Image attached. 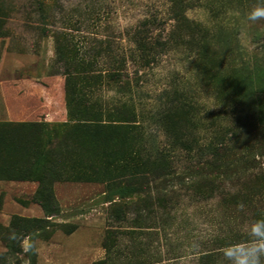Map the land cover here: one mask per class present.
<instances>
[{"label": "rangeland", "instance_id": "rangeland-1", "mask_svg": "<svg viewBox=\"0 0 264 264\" xmlns=\"http://www.w3.org/2000/svg\"><path fill=\"white\" fill-rule=\"evenodd\" d=\"M173 4L0 0V264H264V0ZM134 30L168 41L141 68Z\"/></svg>", "mask_w": 264, "mask_h": 264}, {"label": "trees", "instance_id": "trees-1", "mask_svg": "<svg viewBox=\"0 0 264 264\" xmlns=\"http://www.w3.org/2000/svg\"><path fill=\"white\" fill-rule=\"evenodd\" d=\"M171 6H170V13L172 16V20H174L175 24L177 25L178 23H180V14H178V12L175 10V8L173 7V0H170ZM132 40H133V44H134V50L132 51V61L135 65H137L138 68H141L142 66L148 65L150 60L154 58V53L151 55V59H149V55L150 53L155 50V49H163L168 45V41L166 40H158L156 39L153 43L146 41V37L145 35H141L140 33L137 32V30H134V33L132 34ZM157 55V54H156ZM120 75L118 74H109V73H102L100 72H96L93 77L92 80L96 83L101 82L104 78H107L109 80H111L112 82L116 79H119ZM124 78L127 80L128 76L125 74ZM95 115L97 114L96 112L94 113ZM94 115V116H95ZM102 115L104 116L105 119H107V121H110V119H118L121 120V122L124 124H126L127 126H132L131 129L133 128H138L139 124L137 119V115L133 112V111H128L127 110H123V108L121 107H117L116 105L113 106L110 109H104V112L102 113ZM77 130L82 131L83 127L82 125H78L76 126ZM170 149H174V148H181L183 149V151H185L188 155L189 154H193L196 151L197 155H202V152L207 156L203 162H200L197 164V166L199 164L202 165V167H206V169L210 168L211 166H214L216 164V161L219 158L220 152H222L225 147H224V142L219 141V142H214V141H209L207 144L205 145H200L198 146V148L196 150H194L193 147H190L189 145L182 143V141L176 143H170L169 146ZM169 150H158L157 153V160L159 161L158 163L155 164L154 169H145V171L142 174V179L143 183L146 184V180L147 177L149 176V174L156 173L157 177H162V176H166V175H170L171 174V170H170V165H169V154H168ZM261 164L259 161L253 159L251 161L248 162V166H257ZM196 173V172H195ZM199 173V172H197ZM162 183V182H160ZM126 184L129 185L130 184V180L128 179L126 181ZM142 184V185H144ZM251 207V208H250ZM256 207H257V203H255L254 205H249L250 208V212L252 215H254L256 213ZM254 221V220H253ZM256 233L258 234L259 232L256 231ZM262 240L263 239H259ZM214 254L212 253H206L204 255L201 256V259L204 261H208L213 257ZM260 256H257V259Z\"/></svg>", "mask_w": 264, "mask_h": 264}, {"label": "clouds", "instance_id": "clouds-1", "mask_svg": "<svg viewBox=\"0 0 264 264\" xmlns=\"http://www.w3.org/2000/svg\"><path fill=\"white\" fill-rule=\"evenodd\" d=\"M249 18L252 20L264 18V7L254 9L252 13H250ZM258 249H253L249 252L242 253L245 257L244 264H256L257 262V255Z\"/></svg>", "mask_w": 264, "mask_h": 264}]
</instances>
